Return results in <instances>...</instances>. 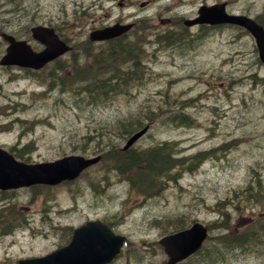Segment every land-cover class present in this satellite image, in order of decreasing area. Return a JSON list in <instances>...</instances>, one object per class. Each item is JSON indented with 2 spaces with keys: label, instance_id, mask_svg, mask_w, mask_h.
Listing matches in <instances>:
<instances>
[{
  "label": "rangeland",
  "instance_id": "obj_1",
  "mask_svg": "<svg viewBox=\"0 0 264 264\" xmlns=\"http://www.w3.org/2000/svg\"><path fill=\"white\" fill-rule=\"evenodd\" d=\"M46 1L58 4L49 11L64 19L61 28H69L78 40L86 37L94 25L89 18L101 14V10L94 9L98 0H82L93 9L87 15L80 12L73 17L62 9L67 8L68 0ZM228 1L239 10H247L248 3L254 2L251 12H261L264 6V0ZM21 3L26 1L0 0V21L8 23L14 19L18 25L24 24L26 18L18 7ZM68 8L72 11V6ZM253 49L252 37L237 29L212 33L181 57L161 55L155 68L158 74L140 89L117 90L106 103L99 104L84 102L89 99L86 95L80 101L78 86L74 85L64 87L68 93L47 91L38 97L35 107L27 109L14 103V99L28 98L30 89L22 93L24 82L7 83L0 78V99L10 98L9 107L0 110L4 113L0 115V141H12L20 133L21 144L31 140L35 143L36 149L29 155L33 159L117 150L122 144L118 124L127 119H145L153 106L149 131L137 141V148L163 140L175 141L174 147L182 148L187 158L200 150L214 149L194 171L183 168L174 180L162 178L157 193L149 195L130 188L128 180L107 168L102 160L71 183L37 191L41 203L33 202L32 207L42 208V217L36 211L27 219L34 228H23L24 215L20 214V223L11 227L10 235L0 234V264H15L17 258L41 255L66 243L70 232L64 228L86 219L100 218L126 237L120 254L110 264H166L157 239L176 228L174 224L181 220L183 226L195 220L208 224L219 216L215 203L230 214L232 225L247 224L256 218L264 220V181L257 176L253 183L259 180L255 186L260 194L255 204L247 205L241 212L231 204L235 193L252 180V167L264 178V65ZM74 50L78 51V46ZM167 112H185L194 122L190 126L165 122L161 116ZM29 114L42 121L28 122L25 117ZM5 123L9 129L1 132ZM16 129L19 133H15ZM196 258L180 264H206ZM223 258L207 264H264V246L232 248Z\"/></svg>",
  "mask_w": 264,
  "mask_h": 264
},
{
  "label": "water",
  "instance_id": "obj_2",
  "mask_svg": "<svg viewBox=\"0 0 264 264\" xmlns=\"http://www.w3.org/2000/svg\"><path fill=\"white\" fill-rule=\"evenodd\" d=\"M206 19L211 22L228 20L248 27L255 36L260 58L264 61V29L253 20L244 15L224 14L222 16V12L215 6L208 11ZM31 31L35 38L44 43V48L40 51H34L25 40H15L8 36L9 45L0 59V63L37 68L69 48V45L58 38L52 28L37 25L33 26ZM101 37V30L95 31L92 35L93 39ZM146 128L147 126H144L132 134L124 147L131 144ZM98 158L99 156L92 158H84L80 155L64 156L55 161L40 163L34 169H30L25 174L24 179L30 177L32 182L47 183H55L64 178L70 179L76 176L83 167L95 162ZM7 161L9 162L7 163ZM13 162L12 157L10 158L4 152L0 153V163H4L0 171L2 174L0 186H5L3 180L7 179L9 174L26 172L25 170H14ZM206 235L207 227L203 223L195 221L189 227L162 236L158 242L163 245L164 251L168 255L167 262L174 263L195 251ZM123 239V236L114 234L106 224L98 220L88 221L74 230L72 240L68 245L42 257L20 260V264H103L110 261L119 251Z\"/></svg>",
  "mask_w": 264,
  "mask_h": 264
},
{
  "label": "flooded vegetation",
  "instance_id": "obj_3",
  "mask_svg": "<svg viewBox=\"0 0 264 264\" xmlns=\"http://www.w3.org/2000/svg\"><path fill=\"white\" fill-rule=\"evenodd\" d=\"M15 0H9L14 2ZM26 3L18 4L23 10V15L26 18V22L22 25H18L13 20H9L8 23L0 21V35L3 31L13 33L17 38H25L29 41L36 42L32 39L30 27L34 24H45L53 26L60 37L66 41H71L74 38V32L69 28L62 29L64 19L58 16H54L51 11L52 7L58 6V4L49 2L46 0H22ZM78 0H68L67 8H62L66 15L74 16V10L69 11L68 6L75 5ZM204 0H200V3ZM219 0H210L209 3L218 2ZM181 0H98V3L94 2V9L101 10L99 16L90 17L91 22H95L100 27H108L114 23L127 24V27L121 30L117 35H113L106 38L102 43H138V42H154L156 40H178L188 28L183 25V11ZM93 7H87L83 9L84 15L89 14L88 10ZM229 11H235L228 8ZM44 10L46 12H44ZM47 15L46 13H49ZM242 12V11H241ZM245 13L252 15L257 21L263 22L261 18L263 15L260 12H251L245 10ZM69 13V14H68ZM264 18V16H263ZM16 20V19H15ZM96 25H91L90 29ZM198 27H202L198 25ZM161 35H159V34ZM1 38V37H0ZM1 43H4L0 40ZM38 42V41H37ZM34 48L40 49L41 45L38 42L34 45ZM1 53V52H0ZM59 59H54L46 63V65L38 70L30 68H19L17 66H2L0 65V71H17L29 76L24 77L25 83L34 84L38 81L39 77L43 74V69L46 70L48 76V82L51 89L56 88V81L49 78L55 72ZM30 75H35L37 79H34ZM14 150L24 151L31 150V147L22 146L20 148L13 147ZM16 154L15 152H13ZM17 155V154H16ZM20 155V154H18ZM24 161H31L28 158H23ZM28 189V192L26 191ZM41 192L40 185H31L28 188L15 187L8 189H0V234L7 233L11 227L16 228L15 224L20 223L18 218L20 214L24 215V224L26 220L32 218L37 211L42 215V208L36 209L32 207V203L37 199L36 192ZM29 195L28 198L26 196ZM33 199V200H32ZM38 202L41 203V199L38 198ZM11 215V217H10ZM20 228V227H19Z\"/></svg>",
  "mask_w": 264,
  "mask_h": 264
},
{
  "label": "trees",
  "instance_id": "obj_4",
  "mask_svg": "<svg viewBox=\"0 0 264 264\" xmlns=\"http://www.w3.org/2000/svg\"><path fill=\"white\" fill-rule=\"evenodd\" d=\"M85 53L87 57H92L93 61L89 64V68L77 71L76 77L86 78L89 83L91 82V85L85 90H79L80 96L88 95L89 100L94 103L107 101L111 94L117 91L113 90L114 87L112 86L116 83L110 79V76L103 80L98 72L100 71V67L113 69L114 71L115 63L111 61V52L103 50L100 45L94 49L86 48ZM120 77L122 78L120 79ZM123 77L118 76V82L123 83L127 78ZM123 91L128 92L129 90L123 89ZM158 107L160 108V106ZM187 117L189 115L181 117L179 121L191 124V118ZM142 122V120L130 121L127 124H122V126L126 132H130L137 126H140ZM175 154L176 152L173 151L172 142H164L162 145L141 150L132 149L118 152L114 165L121 174L130 179L133 187L140 192L150 194L159 188L158 186L162 178H175L174 173L171 172L173 167L186 163L187 169L194 170L203 158L213 154V150L197 152L188 158L177 157ZM251 170L253 171L252 180L241 188L239 192H236L235 200L231 201L235 211L241 212L247 205L255 204L260 194L258 186H255L259 184V180L255 183L253 181L256 176L262 181H264V178L255 168L252 167ZM215 205L219 216L208 223L213 234L208 235L202 247L196 252L195 257H198L196 259L205 261L207 264L216 258H219V260L224 259V255L232 248L242 249L248 245L264 246V220L256 218L249 220V224L232 225L233 218L230 214L224 211L223 207L219 208L218 203H215ZM181 223L182 220L176 222L174 225L176 228L182 227L183 225ZM207 243L209 244L208 246Z\"/></svg>",
  "mask_w": 264,
  "mask_h": 264
}]
</instances>
